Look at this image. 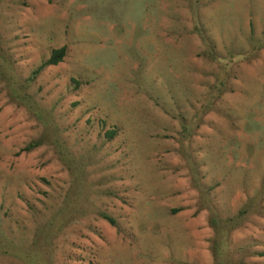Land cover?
Returning a JSON list of instances; mask_svg holds the SVG:
<instances>
[{
    "label": "rangeland",
    "instance_id": "1",
    "mask_svg": "<svg viewBox=\"0 0 264 264\" xmlns=\"http://www.w3.org/2000/svg\"><path fill=\"white\" fill-rule=\"evenodd\" d=\"M263 174L264 0H0V264H264Z\"/></svg>",
    "mask_w": 264,
    "mask_h": 264
},
{
    "label": "trees",
    "instance_id": "2",
    "mask_svg": "<svg viewBox=\"0 0 264 264\" xmlns=\"http://www.w3.org/2000/svg\"><path fill=\"white\" fill-rule=\"evenodd\" d=\"M198 13V10L194 11L193 12V15L196 16V14ZM194 29L195 31H197V33L199 34L200 36V39L201 41H203V43L206 45V52H204V54L206 55L207 54V57L211 58H215L218 60V64L220 65V68L222 69L223 68V65L225 62H222V60H225L227 57V60H232V57L233 55H236V54H239V52H231V49H230V53L223 57V56H220L219 54L216 56L215 53H213L212 51L214 50L213 48L216 47L215 44H213V41L212 39L210 38L209 34L205 33L204 32V27H201V26H198L197 24L194 25ZM196 33V34H197ZM259 48L258 45L254 44L253 43V49H257ZM210 52V53H209ZM67 53V46L66 45H62L58 48H53L48 56V58H46L45 60H43L34 70H33V74H36L38 72H40L42 69H44L45 67L47 66H50V65H56L57 63H59L60 61L63 60V58L65 57ZM230 62H226V63H230ZM224 72H225V75L229 76V70H227L226 68H223ZM225 79L226 78H221V79H218L216 80V83L213 82L212 84H209V91H212V90H216V93L214 95H212V103H214L215 100H218V98L222 95V93L224 92V90H222V87H219L218 84L220 86H225ZM218 81V82H217ZM76 84L78 85L79 82L76 81ZM216 102V101H215ZM206 106L208 107H211L212 104H205ZM204 108V107H202ZM204 112V111H203ZM105 127V122H103V128ZM119 134V129L114 126L112 128H105L104 129V133L101 135L102 137H105V139L107 141H112L117 135ZM43 144V140L42 139H35V140H31L30 142H28L20 151L21 152H24V151H30L40 145ZM64 161V160H63ZM75 161V160H73ZM198 169V168H196ZM199 173V171H198ZM199 178H194L193 179V182L194 184L196 185H199L200 182H199ZM212 187V186H211ZM256 196L259 197V200L263 199L264 197V174H263V177L261 178L260 180V191H258V193L256 194ZM257 202V201H256ZM247 206V205H246ZM243 207L241 208L238 213H236L235 216H232V217H228L226 218L225 220L223 221H220L219 222V219L221 218H217V217H212L210 219L211 221V224L214 226V225H219V226H222L224 225L225 229L226 228H233L234 226H236L238 223H239V220L241 218L244 217V214L247 213V208ZM261 210H262V206L259 207ZM175 210V209H173ZM63 213V208H60L59 210V213ZM99 215L100 217H102L103 219H105L108 223H110L111 225L115 226V227H118V230H120L119 226H118V223L117 221L115 220V218L111 215H109L107 212L105 211H100L99 212ZM57 220V219H56ZM57 221H55L56 223ZM54 222H49L44 228L41 227V231H44V234H45V238H48V235H49V231H47L46 229L50 230V229H55L56 228V224ZM39 232L38 234H43V232ZM37 234V236H38ZM35 245L38 247L40 244L38 243V238L37 240L35 241ZM221 252V250H219ZM217 254V252H215ZM255 255H259V256H264V252H257V253H253ZM180 264H194V263H189V262H180Z\"/></svg>",
    "mask_w": 264,
    "mask_h": 264
}]
</instances>
